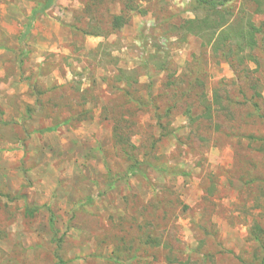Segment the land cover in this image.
<instances>
[{
	"label": "rangeland",
	"instance_id": "rangeland-1",
	"mask_svg": "<svg viewBox=\"0 0 264 264\" xmlns=\"http://www.w3.org/2000/svg\"><path fill=\"white\" fill-rule=\"evenodd\" d=\"M208 1L0 0V264H264V14Z\"/></svg>",
	"mask_w": 264,
	"mask_h": 264
},
{
	"label": "trees",
	"instance_id": "trees-1",
	"mask_svg": "<svg viewBox=\"0 0 264 264\" xmlns=\"http://www.w3.org/2000/svg\"><path fill=\"white\" fill-rule=\"evenodd\" d=\"M193 1H194L196 10L204 11L209 14H212V12L216 9L218 5L217 2H209L208 0H193ZM255 2L257 4L258 11L264 14V0H255ZM53 3H54V0H45L42 7L31 12L29 20L24 27V32L21 34L19 38L20 44H23L25 42L37 16L42 15L45 12H47L53 6ZM217 13H218V10L217 11L215 10L213 12L214 15ZM211 16L204 18V19L202 18V19L188 22L186 24V31L201 39H207L208 42H211L214 36L217 35V37L215 38V42L218 45V47H221L222 44L226 40L227 33L225 32V29L227 25L226 23H221L216 20H212L213 16L212 18ZM122 25H123V19L121 17H116L113 19L114 27L119 28ZM262 28H264V24H261L260 28H256L254 25L249 24L247 29H245L244 32L242 31L243 36L238 39H240L243 42L244 48H247L250 51L255 48L256 46L255 36L256 34L261 33ZM224 57H227V53L224 54ZM50 131L52 130H46V132H50ZM138 172H140V166H138L137 164L129 169V174H136ZM41 210H45L49 214V225H50V230L52 232L53 238L54 240L56 239L55 241L57 245L61 244L62 237L57 239L59 232L54 227V217L48 206L32 207V208L28 207L25 209V215L28 217H32ZM57 264H64L58 256H57Z\"/></svg>",
	"mask_w": 264,
	"mask_h": 264
}]
</instances>
